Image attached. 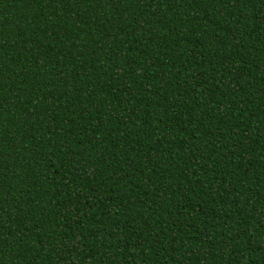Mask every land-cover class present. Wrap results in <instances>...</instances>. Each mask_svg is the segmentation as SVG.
<instances>
[{"label":"trees","instance_id":"obj_1","mask_svg":"<svg viewBox=\"0 0 264 264\" xmlns=\"http://www.w3.org/2000/svg\"><path fill=\"white\" fill-rule=\"evenodd\" d=\"M0 264H264V0H0Z\"/></svg>","mask_w":264,"mask_h":264}]
</instances>
